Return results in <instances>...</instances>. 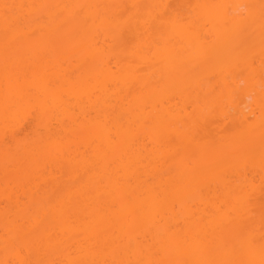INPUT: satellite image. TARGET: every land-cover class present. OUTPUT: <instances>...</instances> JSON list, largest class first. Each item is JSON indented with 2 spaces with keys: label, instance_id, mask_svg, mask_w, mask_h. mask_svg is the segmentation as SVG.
I'll use <instances>...</instances> for the list:
<instances>
[{
  "label": "bare ground",
  "instance_id": "6f19581e",
  "mask_svg": "<svg viewBox=\"0 0 264 264\" xmlns=\"http://www.w3.org/2000/svg\"><path fill=\"white\" fill-rule=\"evenodd\" d=\"M0 264H264V0H0Z\"/></svg>",
  "mask_w": 264,
  "mask_h": 264
},
{
  "label": "snow or ice",
  "instance_id": "6c2138e0",
  "mask_svg": "<svg viewBox=\"0 0 264 264\" xmlns=\"http://www.w3.org/2000/svg\"><path fill=\"white\" fill-rule=\"evenodd\" d=\"M5 7L7 8L8 6L6 5ZM158 19H160L161 21H163L165 19V16H159Z\"/></svg>",
  "mask_w": 264,
  "mask_h": 264
}]
</instances>
